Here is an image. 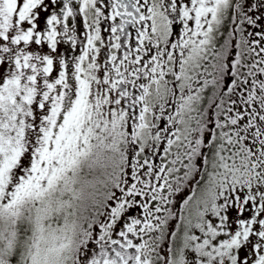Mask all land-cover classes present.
Instances as JSON below:
<instances>
[{
    "label": "snow or ice",
    "instance_id": "snow-or-ice-1",
    "mask_svg": "<svg viewBox=\"0 0 264 264\" xmlns=\"http://www.w3.org/2000/svg\"><path fill=\"white\" fill-rule=\"evenodd\" d=\"M0 264H264V0H0Z\"/></svg>",
    "mask_w": 264,
    "mask_h": 264
}]
</instances>
